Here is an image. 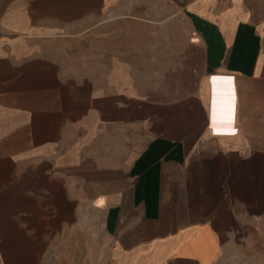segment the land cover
<instances>
[{"label": "crops", "instance_id": "obj_1", "mask_svg": "<svg viewBox=\"0 0 264 264\" xmlns=\"http://www.w3.org/2000/svg\"><path fill=\"white\" fill-rule=\"evenodd\" d=\"M0 264H264V0H0Z\"/></svg>", "mask_w": 264, "mask_h": 264}]
</instances>
